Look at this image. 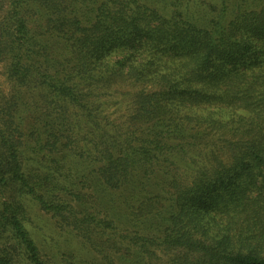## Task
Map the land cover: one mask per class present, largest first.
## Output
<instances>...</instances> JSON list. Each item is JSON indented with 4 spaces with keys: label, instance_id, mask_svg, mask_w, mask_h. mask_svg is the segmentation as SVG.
<instances>
[{
    "label": "trees",
    "instance_id": "obj_1",
    "mask_svg": "<svg viewBox=\"0 0 264 264\" xmlns=\"http://www.w3.org/2000/svg\"><path fill=\"white\" fill-rule=\"evenodd\" d=\"M0 264H264V0H0Z\"/></svg>",
    "mask_w": 264,
    "mask_h": 264
},
{
    "label": "rangeland",
    "instance_id": "obj_2",
    "mask_svg": "<svg viewBox=\"0 0 264 264\" xmlns=\"http://www.w3.org/2000/svg\"><path fill=\"white\" fill-rule=\"evenodd\" d=\"M31 210L34 226L37 228V230H40V232L43 234V237L48 239L49 235L52 234L60 241L61 245L66 246L67 236L64 234L56 235V233L53 232L54 224L52 218L40 211L37 207H32Z\"/></svg>",
    "mask_w": 264,
    "mask_h": 264
}]
</instances>
